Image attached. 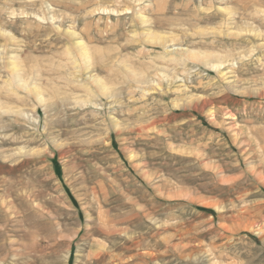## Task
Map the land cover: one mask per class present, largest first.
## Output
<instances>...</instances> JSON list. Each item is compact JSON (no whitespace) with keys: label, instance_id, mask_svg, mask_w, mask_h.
<instances>
[{"label":"rangeland","instance_id":"rangeland-1","mask_svg":"<svg viewBox=\"0 0 264 264\" xmlns=\"http://www.w3.org/2000/svg\"><path fill=\"white\" fill-rule=\"evenodd\" d=\"M0 264H264V0H0Z\"/></svg>","mask_w":264,"mask_h":264},{"label":"bare ground","instance_id":"bare-ground-1","mask_svg":"<svg viewBox=\"0 0 264 264\" xmlns=\"http://www.w3.org/2000/svg\"><path fill=\"white\" fill-rule=\"evenodd\" d=\"M81 48H82V52L85 55V57L88 58V54H87L85 45L84 44H81ZM190 56L191 57H196L197 59H201V60H205L206 59V56H204V55H198L197 53H194V52H190Z\"/></svg>","mask_w":264,"mask_h":264}]
</instances>
